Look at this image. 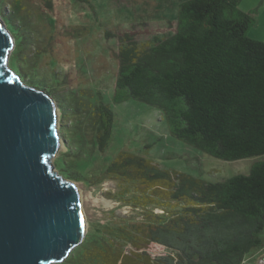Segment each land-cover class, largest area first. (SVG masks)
Here are the masks:
<instances>
[{
  "label": "trees",
  "instance_id": "16d2710c",
  "mask_svg": "<svg viewBox=\"0 0 264 264\" xmlns=\"http://www.w3.org/2000/svg\"><path fill=\"white\" fill-rule=\"evenodd\" d=\"M241 2L182 1L167 36L119 37L112 87L69 91L65 78L34 67L44 51L35 18L20 2H4L0 15L15 39L19 79L59 107L67 151L56 159L58 173L84 187L113 182L108 198L131 209L106 213L58 264H245L263 248L264 162L207 182L161 168L147 153L111 149V103L138 101L160 113L172 138L213 158L264 154V42L249 37L256 20ZM21 62L32 65L30 79Z\"/></svg>",
  "mask_w": 264,
  "mask_h": 264
},
{
  "label": "rangeland",
  "instance_id": "374dc122",
  "mask_svg": "<svg viewBox=\"0 0 264 264\" xmlns=\"http://www.w3.org/2000/svg\"><path fill=\"white\" fill-rule=\"evenodd\" d=\"M6 1L13 4L20 2L21 11L35 18L36 27L44 41L41 48L44 46L46 51L36 59L38 64L34 67L41 68L44 73L55 72L60 79L65 78V90L69 91L78 90L82 86L89 88L91 85L100 89L112 87L119 64V37L123 33H132L140 41L149 42L156 37L167 36L175 29L178 6L184 0H0V10ZM262 1L242 0L239 9L243 12L252 9L247 13L252 14L256 23L251 28L249 37L264 42ZM5 9L6 12L9 11L7 5ZM6 28L8 29L7 26ZM14 49L15 45L7 66L18 75ZM22 62L21 66L30 79L34 71L32 65H24ZM24 84L27 85V82L24 81ZM111 106L116 115L111 144L114 153L121 150L142 155L147 153V157L161 168L207 182H221L234 175L248 174L250 167L264 162V154L227 162L187 146L172 138L155 108L141 102L111 103ZM59 120L58 130L61 127V119ZM66 151L61 137L60 151L50 158L57 175L60 173L55 166L56 159L61 152ZM73 183L80 194L86 234L90 226L109 211L116 209L118 214H130V207L119 208L117 201L108 198V191L115 190L113 182L97 187H84L81 182ZM262 238L264 240V233ZM245 264H264V246L254 250Z\"/></svg>",
  "mask_w": 264,
  "mask_h": 264
},
{
  "label": "water",
  "instance_id": "95a60500",
  "mask_svg": "<svg viewBox=\"0 0 264 264\" xmlns=\"http://www.w3.org/2000/svg\"><path fill=\"white\" fill-rule=\"evenodd\" d=\"M14 45L0 15V264H58L85 238L80 194L50 162L59 107L7 66Z\"/></svg>",
  "mask_w": 264,
  "mask_h": 264
},
{
  "label": "crops",
  "instance_id": "0c3cea01",
  "mask_svg": "<svg viewBox=\"0 0 264 264\" xmlns=\"http://www.w3.org/2000/svg\"><path fill=\"white\" fill-rule=\"evenodd\" d=\"M263 3H264V0L262 1ZM252 9H250V10H247L245 13H247L248 11H251ZM263 41H264V39H263Z\"/></svg>",
  "mask_w": 264,
  "mask_h": 264
}]
</instances>
